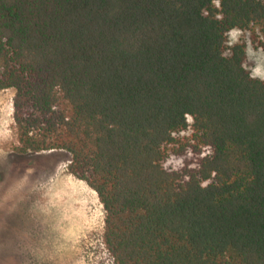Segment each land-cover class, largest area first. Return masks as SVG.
Segmentation results:
<instances>
[{
  "label": "trees",
  "instance_id": "16d2710c",
  "mask_svg": "<svg viewBox=\"0 0 264 264\" xmlns=\"http://www.w3.org/2000/svg\"><path fill=\"white\" fill-rule=\"evenodd\" d=\"M232 30L264 49V0H0L16 152L69 154L115 264H264V81Z\"/></svg>",
  "mask_w": 264,
  "mask_h": 264
},
{
  "label": "rangeland",
  "instance_id": "374dc122",
  "mask_svg": "<svg viewBox=\"0 0 264 264\" xmlns=\"http://www.w3.org/2000/svg\"><path fill=\"white\" fill-rule=\"evenodd\" d=\"M228 38L245 43L246 68L264 81V49L246 32L232 30ZM14 93L0 90V264H115L102 242L103 207L66 171L69 154L16 152ZM178 165L172 158L164 162Z\"/></svg>",
  "mask_w": 264,
  "mask_h": 264
},
{
  "label": "crops",
  "instance_id": "0c3cea01",
  "mask_svg": "<svg viewBox=\"0 0 264 264\" xmlns=\"http://www.w3.org/2000/svg\"><path fill=\"white\" fill-rule=\"evenodd\" d=\"M76 179V178H75ZM78 181H80V180H78ZM81 182H83V181H81Z\"/></svg>",
  "mask_w": 264,
  "mask_h": 264
},
{
  "label": "bare ground",
  "instance_id": "6f19581e",
  "mask_svg": "<svg viewBox=\"0 0 264 264\" xmlns=\"http://www.w3.org/2000/svg\"><path fill=\"white\" fill-rule=\"evenodd\" d=\"M72 208V207H71Z\"/></svg>",
  "mask_w": 264,
  "mask_h": 264
}]
</instances>
